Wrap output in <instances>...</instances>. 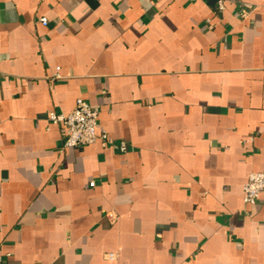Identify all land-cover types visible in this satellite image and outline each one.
<instances>
[{"label":"crops","instance_id":"obj_1","mask_svg":"<svg viewBox=\"0 0 264 264\" xmlns=\"http://www.w3.org/2000/svg\"><path fill=\"white\" fill-rule=\"evenodd\" d=\"M80 98L127 152L60 151ZM259 171L264 0H0L8 264H264Z\"/></svg>","mask_w":264,"mask_h":264},{"label":"built area","instance_id":"obj_2","mask_svg":"<svg viewBox=\"0 0 264 264\" xmlns=\"http://www.w3.org/2000/svg\"><path fill=\"white\" fill-rule=\"evenodd\" d=\"M215 6L219 12H224L226 6L232 0H214ZM240 15L243 20L248 19L251 5L240 4ZM40 23L43 25L48 24L47 18H41ZM49 121L62 125L64 128L63 143L60 151L63 152L67 149L84 148L96 143H101L103 147H114L125 153L128 150L126 142L116 144L110 137L106 130L99 131V111L89 104L84 99H78L75 108L68 114L57 113L52 111L48 115ZM95 182L90 183V187H94ZM264 196V171L252 172L246 184L244 185L243 201L245 206H254L258 204L261 197ZM110 220H115L116 215L109 213ZM10 253H0V264H8ZM109 260H115V254L107 256Z\"/></svg>","mask_w":264,"mask_h":264}]
</instances>
